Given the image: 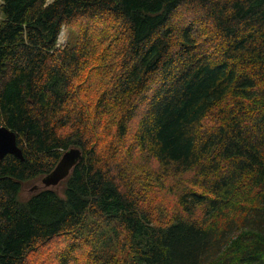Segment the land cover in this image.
<instances>
[{
    "label": "trees",
    "instance_id": "16d2710c",
    "mask_svg": "<svg viewBox=\"0 0 264 264\" xmlns=\"http://www.w3.org/2000/svg\"><path fill=\"white\" fill-rule=\"evenodd\" d=\"M0 119V264H264V0H0Z\"/></svg>",
    "mask_w": 264,
    "mask_h": 264
},
{
    "label": "water",
    "instance_id": "95a60500",
    "mask_svg": "<svg viewBox=\"0 0 264 264\" xmlns=\"http://www.w3.org/2000/svg\"><path fill=\"white\" fill-rule=\"evenodd\" d=\"M7 154L14 155L23 161L22 150L17 145L16 133L2 124L0 119V160ZM82 159L79 148L71 147L66 150L55 167L41 179L44 187H55L64 180L76 164ZM33 188H36L34 186Z\"/></svg>",
    "mask_w": 264,
    "mask_h": 264
},
{
    "label": "rangeland",
    "instance_id": "374dc122",
    "mask_svg": "<svg viewBox=\"0 0 264 264\" xmlns=\"http://www.w3.org/2000/svg\"><path fill=\"white\" fill-rule=\"evenodd\" d=\"M71 40V32L68 28L63 27L61 33L59 34V38H58V46L60 47H64L66 45V43ZM183 182H186V180H184ZM34 186H36L37 188L39 187H44V185L41 183V179H36L33 180L29 183H26L21 191V197L22 198H27L35 189L37 188H33ZM187 187V185L181 186V187H174L170 190L165 189V190H156L155 193L153 194L154 197V202L152 203L155 206H163L165 210H173L174 209V202H175V195L178 194L179 189L180 188H184ZM54 188H59V190L61 189V187H59V185L55 186ZM64 242L63 241H53V243L51 244V248L54 249H59L61 247H63ZM45 252L47 254L50 253V250H45ZM39 256L38 253L33 252L32 254H30L28 256V264H34L35 263V259ZM45 263V262H44Z\"/></svg>",
    "mask_w": 264,
    "mask_h": 264
},
{
    "label": "bare ground",
    "instance_id": "6f19581e",
    "mask_svg": "<svg viewBox=\"0 0 264 264\" xmlns=\"http://www.w3.org/2000/svg\"><path fill=\"white\" fill-rule=\"evenodd\" d=\"M126 251V250H125Z\"/></svg>",
    "mask_w": 264,
    "mask_h": 264
},
{
    "label": "built area",
    "instance_id": "2783aa9c",
    "mask_svg": "<svg viewBox=\"0 0 264 264\" xmlns=\"http://www.w3.org/2000/svg\"><path fill=\"white\" fill-rule=\"evenodd\" d=\"M59 45V44H58Z\"/></svg>",
    "mask_w": 264,
    "mask_h": 264
}]
</instances>
